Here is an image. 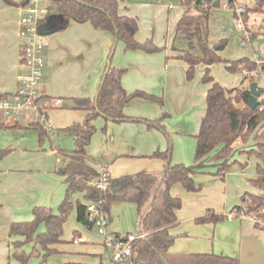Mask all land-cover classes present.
I'll use <instances>...</instances> for the list:
<instances>
[{
  "label": "crops",
  "instance_id": "0c3cea01",
  "mask_svg": "<svg viewBox=\"0 0 264 264\" xmlns=\"http://www.w3.org/2000/svg\"><path fill=\"white\" fill-rule=\"evenodd\" d=\"M13 1L20 2L21 0ZM183 1L119 0L120 12L138 19L139 29L136 38L139 41L143 42L152 38L158 46H166L164 51L157 53H146L142 50L126 51L122 41L116 40L110 32L94 28L90 23L71 21L66 29L47 34L49 37L46 39V68L42 91L52 102L56 98L62 99L60 106L48 110V119L54 121L53 113L56 109H65L67 106L70 108L69 106L73 105L74 111H80V113L77 111L80 114V119L85 120L86 111L74 107V98H94L97 95L104 70L109 64L127 68L123 77V85L127 91L142 90L165 98L164 106L147 99H133L124 109L128 116L157 118L164 111L171 110V104L178 102L179 92L183 89H188L191 97L200 93L207 97L211 83H204L206 87L202 89L198 76L191 82L187 81L188 64L184 60L176 58L178 52L171 47L174 42L176 25L187 9L183 5ZM234 1L238 5L252 7L256 0ZM224 2V0H220V5L213 6L216 9H212L211 12V44L222 40L225 35L231 38L233 33L238 35V33L244 32L238 26L236 29L233 13L231 9L222 6ZM190 13H197L194 4L190 7ZM256 13H259L255 16L257 23L260 20V15H264V11ZM21 15V7L0 0V93H14L18 87ZM259 25L263 27L262 24ZM246 28L252 31L248 32L249 37L253 33V38H255L257 32L254 24L247 22ZM244 40H248V38L245 37ZM168 44L171 45L168 46ZM250 56L252 60L256 61L264 59V55L255 50L251 51ZM214 66L211 65L210 68L214 79L218 81L213 72ZM205 68V65L199 68L201 77ZM246 83L248 81L244 80V74L241 72L239 76H235L230 87L235 88ZM222 85L229 86L224 83ZM249 88L250 84L247 89ZM66 102H69L68 105ZM53 109L55 110L53 111ZM1 116L5 118L0 112V122H6ZM168 118L165 119V124ZM76 122H80V120ZM13 123L15 122L12 120L8 124ZM20 123L27 124V122ZM95 124L97 126L95 135H98L95 141L99 147L91 140L87 147V162L89 164L98 169L102 165H107L111 178L140 171H151L159 175L162 173L165 160L152 155L158 151H166L170 147V142L168 143L164 136L160 137L159 134L152 136L147 132L149 128H146L147 125L144 122L137 124L133 121H106L103 117H98ZM69 125H65L63 128ZM102 127L105 129L100 131ZM135 127L139 129V136H136ZM30 130L26 128L0 129V146L4 144V147L11 148L9 153L0 158V264H18V261L12 257L14 238L12 239L9 235L11 223L31 220L35 206H46L47 202L58 204L63 201L67 191L65 178L59 173L65 167V154L60 149L42 148L39 139L28 141L27 134ZM15 132L18 133V138L15 136L16 134H13ZM36 134H38L37 131ZM58 164H61V167ZM239 176L242 177L243 183L238 185L236 193L229 195L227 191L225 196L221 195L224 198V207L220 209L222 211L215 209L212 211L217 215H231L216 222H198L197 218L205 216L204 213L207 214L208 211L205 212L199 206L198 199L192 196L187 198L186 205L189 208H185V202L183 203L186 193L189 195L195 193L187 191L180 184H175L172 187L171 193L181 197L182 207L177 212L178 224L170 228V232L176 236L170 247V252L179 254L215 253L236 257L239 264H264V228L256 226L252 220L245 216L234 215L232 217L231 206L239 204L237 203L238 198L241 200L242 195L250 188L249 183L243 180L244 174ZM255 177L256 175L250 179L251 184ZM196 178L197 176H195ZM78 201L87 203L84 193L74 191L72 202L76 204ZM73 210L77 224L87 226L84 222L78 221L76 206ZM108 217L109 228L114 233L124 237L135 233V235H141L139 213L135 203L122 202L113 205ZM88 227L91 228V226ZM17 239L23 240V237H17ZM75 240L76 238L73 243L76 244ZM65 242L56 244L55 247L63 248L66 246ZM22 249L27 253L34 250L35 253H38L35 256L41 262L42 250L39 249V246L32 242L24 245ZM69 260L72 259L67 261ZM67 261L66 264L70 263ZM73 262L88 264L86 261ZM46 264H63V262L49 263L47 260ZM99 264H107V262Z\"/></svg>",
  "mask_w": 264,
  "mask_h": 264
},
{
  "label": "trees",
  "instance_id": "16d2710c",
  "mask_svg": "<svg viewBox=\"0 0 264 264\" xmlns=\"http://www.w3.org/2000/svg\"><path fill=\"white\" fill-rule=\"evenodd\" d=\"M4 1L18 7L29 3V0ZM215 1H183L187 9L176 25L172 46V49L178 52L176 58L188 64L186 73L189 80L194 78L196 66L203 64L206 68L202 81L211 83L206 97V113L196 136L194 163L191 165L173 164L170 145L166 151H158L152 155L166 162L160 175L151 171H140L111 178L106 191L92 184L99 175V170L87 162V147L97 130L95 120L98 117H103L106 121L144 122L148 127H156L166 132L163 121L169 116L166 111L154 119L126 115L124 109L133 99H147L162 106H164V99L142 90L127 91L123 85V77L127 68L109 64L104 70L97 95L94 98H74V107L86 111L85 120L58 130L72 136L75 142L73 150H61L66 156V163L59 173L65 178L67 191L58 212L51 207L35 206L31 220L15 221L10 225L9 235L12 239L14 238L12 257L18 261V264H28L30 259L38 254L34 250L27 253L22 249L24 245L32 242L42 250L41 264H44L50 255L57 252L55 245L63 241L61 237L64 224L74 207L76 206L78 221L83 223L89 219L87 207L90 202H97L99 209L107 215L115 204L132 202L137 205L141 235H138L132 242L130 257L132 264H239L238 258L228 255L170 252V247L176 238L170 232V228L178 224L177 212L182 207V199L171 193L172 187L180 184L189 192L199 191L202 184L196 182L195 176L214 165L217 167L214 174L225 176L231 165L237 162V160L232 162L231 158L239 143L244 145L243 151H246L249 156L255 155L259 159L256 177L252 182L261 192H245L241 197V204H236L231 212L236 214L244 211L264 215V99L260 100L257 107H249L247 87L223 86L214 79L210 68L211 65L223 63L230 72H242V69H257L259 65L256 60L249 57L235 60L223 58L220 51L227 45L225 39L219 40L214 45L211 44L210 17ZM224 1L231 6L235 2L234 0ZM205 3L207 6H204ZM192 4L197 8L196 14L190 13ZM250 11L263 12L264 0H256L252 7L246 6L243 18L245 27ZM71 21L90 23L96 29L110 32L116 40L123 42L126 51L142 50L146 53H157L166 49V46H158L152 38L143 42L136 38L139 29L138 19L135 16L122 14L119 0H53V12L48 14L42 23L49 30L58 32L66 29ZM247 31L252 32L249 28ZM250 37L253 38V33ZM184 41L186 45L180 48L177 42L181 44ZM260 65L264 71V59ZM244 80L251 85L255 77L244 75ZM11 94L13 93H0V98ZM20 128L36 130L41 146L51 132L33 121L27 124L0 122L2 130ZM251 138L254 143L249 145ZM247 147L249 149L245 150ZM10 151L11 148L0 149V158ZM74 191L84 193L87 203L78 201L73 204L72 193ZM230 215H217L210 211L205 216L197 218V221L216 222ZM255 225L258 226V224ZM41 226H44L43 230L40 229ZM17 237H23V240Z\"/></svg>",
  "mask_w": 264,
  "mask_h": 264
},
{
  "label": "rangeland",
  "instance_id": "374dc122",
  "mask_svg": "<svg viewBox=\"0 0 264 264\" xmlns=\"http://www.w3.org/2000/svg\"><path fill=\"white\" fill-rule=\"evenodd\" d=\"M222 6L224 8H228V7H225L224 5ZM212 9L214 10L216 8H212ZM231 11L233 13V16L235 19L234 22H235V26L237 29V18L234 15V12L232 9ZM249 14L250 15H249L248 24H254V28L256 29V32H257L256 37L249 38L246 34V31L238 33V35L233 33L231 38H229L228 35H225L223 39L227 40V45L223 49V51L222 50L220 51V54L223 58L230 59V60H235L241 57L251 58L250 55H251V51L253 50H255L257 53H261L264 55V20H263L264 15H260V20H258V22L256 23L255 16L259 15V13H256V12L253 13V11H250ZM258 23L262 24L263 27H261ZM210 31H211V26H210ZM43 37L47 39L49 35H43ZM245 37H247L248 40H244ZM215 43L217 42L212 43V45H214ZM170 45L168 44V46ZM177 45L181 48L182 45L184 46L186 45V43L185 41L181 44L177 42ZM172 46H173V43L171 47ZM202 65L203 64H199L196 66L195 75L193 79L189 80L187 78V73H186V79L187 81L191 82L195 80L198 76V79L200 81L199 85L203 89L204 87H206V84H204V82L202 81V77L204 74L202 75V77L200 75L199 68ZM214 65L215 66H214L213 72H214V75L217 77L218 82L221 84L223 83L227 84L229 85L228 87H230V85L233 83L235 76H239L241 74V72L239 71L230 72L228 69H226L223 63H218ZM211 74H212V71H211ZM255 82H257L261 87L264 88V74L256 76ZM249 84L250 83L248 82L240 86H244L248 88ZM263 99H264V95L260 97V100H263ZM169 102L172 103L170 100ZM66 103L68 105L69 102H66ZM72 106L73 105L69 106L70 108H67L68 107L67 106L65 107V109H56V110L53 109V111L55 110L53 113V116H55L54 121L52 119L49 120L50 122L53 121V123H51L53 129L50 132L49 136L46 137L44 144L42 146L40 145L42 148H46V149L54 148V149H60L63 151L73 150L75 148V142H74L73 137L64 133L63 131H58L60 128H63V126L73 123V121L75 122L79 120L80 122L84 121L83 118L80 119V114H79L80 111L77 110L79 113L77 111H74ZM168 111L170 112L171 117L169 118L167 117L168 119H167L166 124L164 123L165 120L163 121V123L166 125L165 126L166 132L158 130L156 127L146 126L147 129L149 128V131L147 132H149L152 136H156L157 134H159L160 137L164 136L165 140L168 143L170 142V145L172 144L171 161L173 164L174 163H184L186 165H191L195 161V152H196V145H197L196 136L200 131L201 121L206 111V96L205 94L200 93L199 95H195L191 97L188 89H183L179 92L178 102H174L173 104H171V110L168 109ZM168 111L166 110V112ZM143 117H146V116H143ZM4 119L8 123L9 121H12V119L8 117H5ZM141 123L142 122H137V124H141ZM103 130L104 128L102 127L100 131H103ZM135 130H136V136H139L140 132H139L138 127H135ZM13 134H16L15 135L16 137L18 136L17 135L18 133L16 132ZM95 134L96 132L94 133L91 140H93V143L98 144L95 141L98 135H95ZM27 136H29L28 141L30 142L37 141L39 139V135L36 134V130L28 131ZM102 140H103V135H102ZM253 143H254V140L253 138H251L248 144L250 145ZM39 144H40V141H39ZM3 145L0 146V149L8 148L7 146L4 147ZM96 146L99 147V144ZM96 149H95V152H97ZM247 149H249V147H247L245 150ZM243 150H244V145L242 143H239L236 146V151L233 157L231 158L232 162L236 160L237 162L231 165V168L227 172L228 174L226 173L227 175L222 176V175L214 174V172L217 170V167L215 165L208 167L207 171L197 174L196 175L197 178L195 180L199 184L202 183V187L199 191H196L197 193L191 192L195 194L189 195L186 193L184 201H183V203L185 202V208H189L186 205V202H187V198L192 196L198 199L199 206L202 209H204L205 212L207 211L210 212V211H213L214 209L216 211H222L220 209L224 207V198L221 195L225 196V194H227V191L229 195H232V193L234 195L236 193V191L238 190L237 188L238 185L243 183L242 177L239 176L241 174H244V178H243L244 182H247L250 185L249 192H254V193L261 192L260 189L257 186H255L253 183L251 184V181H250V179L256 175L257 164L259 162V159L255 155L249 156L247 152ZM60 165L61 164H58V166ZM130 174H133V173H130ZM125 175H128V174H125ZM237 203L241 204L240 198H238ZM60 204L61 202L58 204H51L50 202H47V204L45 205L52 207L56 212H58ZM231 208H233V206H231ZM73 211L70 213L67 219V223L64 226L63 235L61 237L63 241L60 243H63L66 241L65 242L66 246L60 249L55 247L57 249V252L53 253L52 255L48 257L47 260H49V263L51 262L56 263V262L62 261L63 264H66V261L68 259H72V260L67 261V262H70L68 264H79L80 263V262H73V261H86L88 264H99L101 262L109 263L112 260L113 250L104 244V238L98 232V229L95 226H92L91 228H89L88 226L77 224V221L75 219V211L74 212ZM204 215H206V213H204ZM40 229L43 230L44 226H41ZM77 237L80 238V242H77L75 244L73 243V240L75 238L77 239ZM82 251L84 252L81 253ZM46 262H44V264H46ZM28 264H41V262H39L38 257L34 255L30 259V262ZM125 264H131V262L129 260H126Z\"/></svg>",
  "mask_w": 264,
  "mask_h": 264
},
{
  "label": "built area",
  "instance_id": "2783aa9c",
  "mask_svg": "<svg viewBox=\"0 0 264 264\" xmlns=\"http://www.w3.org/2000/svg\"><path fill=\"white\" fill-rule=\"evenodd\" d=\"M225 7L233 10L237 18V26L240 30L249 33L244 24L245 5H238L235 2L229 5L227 1L223 3ZM207 6V3L204 4ZM22 8L20 18V71L18 73L17 90L5 98H0V112L3 116L13 120V122H38L47 131H52L53 127L48 119V110L58 107L62 103L61 98H56L53 102L44 97L42 91V81L46 68V39L41 32L42 20L53 11V0H29V3ZM261 59L258 60V68L254 70L242 69L244 75L256 77L264 74L261 67ZM99 175L92 182L97 188L106 191L109 187L111 175L107 165L99 167ZM97 202H90L87 210L89 219L94 221V226L104 238V244L113 250L112 260L107 264H125L130 261L132 255V242L138 235L128 234L125 237L110 230L109 217L106 212L99 209ZM245 216L252 220L254 224L264 228V215L256 213H246L241 211L233 216ZM79 242L80 239L75 240Z\"/></svg>",
  "mask_w": 264,
  "mask_h": 264
},
{
  "label": "water",
  "instance_id": "95a60500",
  "mask_svg": "<svg viewBox=\"0 0 264 264\" xmlns=\"http://www.w3.org/2000/svg\"><path fill=\"white\" fill-rule=\"evenodd\" d=\"M220 5V0H216L214 2V6L218 7ZM41 32L43 35H47L49 33H52L53 31L46 28L44 25L41 26ZM247 96L249 98L248 106L251 108H255L260 104V97L264 93V88L261 87L257 82H252L250 85V88L246 90ZM84 224L87 226H94V221L92 220H86L84 221Z\"/></svg>",
  "mask_w": 264,
  "mask_h": 264
}]
</instances>
